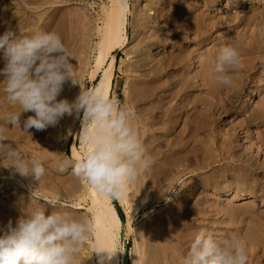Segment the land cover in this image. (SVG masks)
I'll return each instance as SVG.
<instances>
[{"label":"bare ground","instance_id":"1","mask_svg":"<svg viewBox=\"0 0 264 264\" xmlns=\"http://www.w3.org/2000/svg\"><path fill=\"white\" fill-rule=\"evenodd\" d=\"M130 1L112 0L111 8L102 7L99 12L103 26L97 29L100 41L92 74L97 84L92 89L99 88L110 97L117 62L114 53L125 50L127 29L132 28L136 44L127 53L131 56L126 66L131 77L129 88L135 102L147 100L155 106L150 112L136 109V103L129 101L133 113L129 124L148 158L151 174L147 173L166 175L181 165L193 166V170L181 172L176 184L183 176L214 167L212 175L180 199L167 220L159 224L165 229L156 242V254L162 264H184L191 243L203 228L214 236L234 231L245 247L247 264H264V214L255 208L264 205V176L260 177L264 172V72L254 77L264 67V10L244 15L231 11L232 7L256 4L259 0H141L146 5L139 15ZM11 9L6 6V12ZM209 12L222 14L211 18ZM23 14L17 8L9 18L3 17L0 37L8 30L17 34L21 30L22 35L29 36L37 32L59 34L57 27L41 23L34 29L29 22L16 19ZM61 38L66 51L71 52L69 39ZM210 44L212 48L206 50ZM227 45L237 48L240 67L231 71V84L223 85L217 82L213 69L220 49ZM68 56L75 79L74 58ZM86 63L87 59L82 65ZM3 67L0 53V69ZM70 81L71 78L64 83L57 100H71ZM2 88L0 84V126L5 127L6 135H16L20 140L24 134L32 133L34 139H39L40 134L42 138L43 130L24 128V121L34 116L33 112L21 113V128L6 123L8 113H19L20 108L7 103ZM254 98L260 99L251 105ZM251 128L255 130L251 132ZM162 145L168 148L167 153L158 150ZM78 156L81 155L74 146L72 157ZM0 174L10 176L5 171ZM19 184L25 187L22 182ZM83 187L82 199L87 200L91 192L97 207L95 247L116 253L107 264H125V250L118 248L123 222L116 208L110 198L101 196L100 201L99 193L87 181ZM209 188L221 204L212 203L208 197L198 200ZM191 197L197 199L195 207L186 205ZM223 197L230 199L222 200ZM243 201H247L243 207L233 205ZM2 209L0 205V228H6L9 220L15 225L17 215ZM246 213H251L250 219ZM132 219L131 215L127 217L129 229ZM247 219L249 226H239ZM236 225L238 228L234 229Z\"/></svg>","mask_w":264,"mask_h":264},{"label":"clouds","instance_id":"2","mask_svg":"<svg viewBox=\"0 0 264 264\" xmlns=\"http://www.w3.org/2000/svg\"><path fill=\"white\" fill-rule=\"evenodd\" d=\"M0 53L4 61L0 69L2 91L7 103L20 108L19 113H8L6 123L20 127L21 113L33 112L35 115L24 121V128L41 131L55 126L65 114L82 111L79 136L81 146L87 149L82 156L63 161L59 171L64 172L70 166L72 176L87 181L101 196L125 198L129 184L148 168L144 148L129 124L131 109L119 105L116 98H110L99 88L81 87L72 103L57 100L69 78L73 84L78 82L72 77L73 66L62 38L54 31L29 36L22 35L21 30L20 34L8 30L0 37ZM239 67L237 48L222 47L213 69L217 82L230 85V73ZM5 131L0 126V151L11 161V168L40 185L46 171L42 160L37 155L24 158L18 147L5 143ZM95 230L94 217L74 218L63 211L46 216L44 208H37L20 216L15 226L9 220L6 228H0V264H74L77 252ZM115 254L98 246L97 264H107ZM247 260L245 247L236 233L214 236L201 228L184 257V264H247Z\"/></svg>","mask_w":264,"mask_h":264},{"label":"rangeland","instance_id":"3","mask_svg":"<svg viewBox=\"0 0 264 264\" xmlns=\"http://www.w3.org/2000/svg\"><path fill=\"white\" fill-rule=\"evenodd\" d=\"M145 5L146 3L141 2V0L130 1V6L133 10H136L137 15L142 12ZM6 6L13 7V9L6 12ZM111 6L112 0H0V21L3 17L4 19L9 18L19 8L24 12L21 17L16 18L19 21L29 22L34 29H37L41 23L48 24L49 27H57L60 36L69 39L72 51H67V53L74 58L75 79L78 82L73 84L70 81L72 84V97L68 102L72 103L80 94L81 87L88 90L94 88L97 84V80L92 79V74L95 71L98 56L97 45L100 41L97 29L103 26L102 20L99 19V12L102 7L111 8ZM258 9L264 10L263 0H259L258 3L252 5L245 4L242 7H232L231 11L234 14L244 15ZM221 12H209V17H219L222 14ZM34 23L35 25H33ZM24 31H28V29H24ZM126 36L127 45L125 50H116L114 53L117 62L110 98H116L119 105L131 109L132 106L129 101L133 100V93L129 88L130 70L126 66L129 64V58L131 57L127 53L136 44L132 28L127 29ZM207 46L206 50H209L213 44ZM85 59H87V63L83 66L82 63ZM120 60H122V63H120ZM261 72H264V67H261L254 77H257ZM261 77V80H264V73ZM259 99L254 98L251 105H254V101ZM133 102L136 103V109L140 110L143 108V110L152 112L155 107L147 100L143 103L134 100ZM78 123H80L79 131L77 129ZM53 127L50 126V128L47 127L43 130L44 136L41 138L40 134L39 139H34V135L31 133L28 136L24 134L23 139L17 140L16 135L9 137L5 132L7 137L5 143L18 147L26 159L37 155L42 160L46 171L42 183L39 185V182L32 177L26 178L16 173L14 168H11V161L0 151V171L10 174V176L0 174V205L3 206L2 210L4 213L8 211L13 216L17 215L16 219L31 213L37 208H44L46 216L53 211H63L71 214L74 218L85 216L95 218L97 207L94 204L93 194L88 192V199H82L84 181L71 175L70 166L64 172L59 171V166L63 161L74 159L72 157L74 146L81 156L87 149V146H81L79 136L83 127V112L81 111L79 114L74 112L72 115L65 114L59 119L55 129ZM254 130L255 128H251V132ZM158 150L163 153L168 152L166 145H162ZM159 158L161 157L159 156ZM150 165H153V163ZM193 168V166L181 165L175 169L173 168L166 175L159 174L157 176L152 174L153 176H150L148 164V168L129 184L125 198L111 199L112 205L114 207L116 205L124 216L120 237L118 238V248L120 251L125 250V256H127L125 264H162L156 254L157 248L155 247L156 242L162 237L163 232L161 230L165 229L160 227L159 224L167 220L180 199H185L186 195L194 189H198L203 178L212 175L214 167L211 166L206 171L183 176L175 184L181 172L191 171ZM263 176L264 172L261 173L260 177ZM19 182H22L25 187H22ZM208 190L209 192H205V195H201L198 200L208 197L212 203L221 204L222 201L219 202L212 195L211 188ZM32 191H35L34 194ZM36 193L43 194L45 198L41 199ZM98 198L103 201L100 194ZM228 198L230 199V197H223L222 200H228ZM196 202L197 199L191 197L187 200L186 205L194 207ZM246 202L243 201L233 205L243 207ZM255 208L261 214H264L263 204L257 205ZM129 215L133 217L131 229L127 227V217ZM245 216L250 219L252 215L246 213ZM249 219L242 221L239 226L242 228L249 226ZM13 226H15L14 223ZM237 226L234 229H237ZM95 232L96 230L89 235L83 247L77 252L74 264H97Z\"/></svg>","mask_w":264,"mask_h":264},{"label":"trees","instance_id":"4","mask_svg":"<svg viewBox=\"0 0 264 264\" xmlns=\"http://www.w3.org/2000/svg\"><path fill=\"white\" fill-rule=\"evenodd\" d=\"M115 208H116V210H117V212L119 214V217L121 218L122 222H124V216H123L122 212L120 211V209L116 205H115Z\"/></svg>","mask_w":264,"mask_h":264},{"label":"water","instance_id":"5","mask_svg":"<svg viewBox=\"0 0 264 264\" xmlns=\"http://www.w3.org/2000/svg\"><path fill=\"white\" fill-rule=\"evenodd\" d=\"M79 128H80V123H78V126H77L78 131H79ZM126 261H127V256H126Z\"/></svg>","mask_w":264,"mask_h":264}]
</instances>
